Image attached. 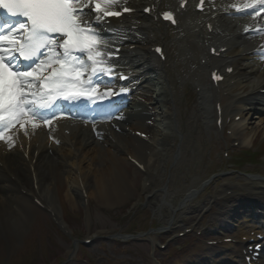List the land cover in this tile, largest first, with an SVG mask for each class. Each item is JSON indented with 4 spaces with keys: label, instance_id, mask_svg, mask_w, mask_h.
<instances>
[{
    "label": "bare ground",
    "instance_id": "obj_1",
    "mask_svg": "<svg viewBox=\"0 0 264 264\" xmlns=\"http://www.w3.org/2000/svg\"><path fill=\"white\" fill-rule=\"evenodd\" d=\"M147 1H155L157 8L163 5H174L175 3L177 5L178 3V0H133V5L139 8ZM221 1L227 7L209 11L207 15L191 12L188 8L185 11H179V18L184 24L176 29V34H181L182 36L184 32L190 34L187 43L189 50L186 49L185 54L189 53L193 56L204 54V50L209 43L217 42L228 45L230 48L229 61L235 67L239 86L248 84V92H252L263 84L264 59L260 61L251 60L255 54L249 53V50L258 46L259 41H262L264 36L260 32L246 36L245 33L241 34L239 30L249 28L254 23L264 20V14H261L256 20H253L250 10L247 14L241 13L227 16L225 11L232 12L228 4L236 3L237 0H217L218 3ZM212 16L211 22L216 24L220 34L213 41H209L206 22ZM133 19L139 20V30L136 32L127 29L121 30L119 37H117L118 34L110 36L111 41L118 38L128 46L132 42H127V39H131L133 43L137 44L138 51L121 59L122 64H128L130 68L135 70L138 74L137 79H141L142 85L146 86V88L153 82L159 84L163 89L161 90L163 91L162 94H157L158 98L155 102L158 108L156 113L157 124L151 137L155 140L170 138V132L172 131L170 124L174 122L172 119L177 118L174 106V101L177 100L173 93L175 88L174 81L171 74L164 67L165 65L160 64L150 51V47L154 45V42L163 40L167 28L164 25L163 27H160V25L156 27L152 21L144 17L141 18L138 12L133 15ZM187 21H190L191 26L186 27ZM225 61L228 60L220 59L214 63ZM210 65L209 62L200 70L204 72ZM190 74L197 75L192 72ZM197 76L203 79L202 76ZM234 87H236L235 84ZM204 89H208L206 85H204ZM203 91L207 97L204 100L206 106L204 113L208 117L211 113V109L207 105L209 102L208 92H213V89ZM235 95L241 100L253 97L251 96L252 94L249 95L250 97L243 96V93H236ZM138 97L139 95L136 96V98ZM134 105L135 109L129 110L127 108L121 116L125 123L118 124L119 126L115 125V128H123L125 132L124 134L114 133V138L119 141L120 146L122 145L120 149L116 148L109 139L105 138L101 143L94 140L89 144H83L76 130L84 127L79 121L67 119L63 114L57 115L50 127L42 125L34 132L29 130L28 136H24L23 132H20L19 138L11 149L6 143L0 141V226H8V230L13 231V226L22 217V213L27 212V206L31 205L30 202L33 201V198L39 199L50 211L54 210V201L52 202V199L48 200L47 195H49L50 186H55L56 181L60 180L67 184L65 196L70 205L74 203L82 204L83 193H87L88 200L92 195L97 194L109 203L119 202L124 196L129 194V185L132 183L130 172L128 173L125 168L126 164L132 171L138 173L131 168L132 165L128 163L127 156L122 154L123 149L140 158L144 164V169L149 172L146 177V181H149L150 173L157 172L158 164L167 150L162 147L154 149L151 145L139 141L126 133L133 130V132L140 131V134L147 135L150 129L144 121L146 117L144 109L141 108L140 104H136L135 101ZM246 109V107L243 110L238 109L240 111L239 114ZM106 115L104 113L102 117H99L102 123L92 120L95 128L106 127L103 124V120L107 118ZM247 122V120H244L236 123L235 131L240 130L237 133L243 135L244 141L250 142L252 140L251 135L256 134L262 127L264 129V116L261 121L259 119V126L249 130L246 125ZM236 126L240 128H236ZM63 144L66 145L64 148ZM57 147L60 148L59 152L62 157H55L54 154H50V149H57ZM147 186L144 184L143 189H147ZM89 189H92V191ZM29 197L32 200H29ZM155 205L162 209H164V205L167 207L166 202L163 205L160 199L156 200ZM82 206H84V203ZM221 226L220 223H216L213 228L219 229ZM242 227L246 226H239V230L242 231Z\"/></svg>",
    "mask_w": 264,
    "mask_h": 264
},
{
    "label": "snow or ice",
    "instance_id": "obj_2",
    "mask_svg": "<svg viewBox=\"0 0 264 264\" xmlns=\"http://www.w3.org/2000/svg\"><path fill=\"white\" fill-rule=\"evenodd\" d=\"M119 5L120 0H0V141L11 149L20 132L28 136L29 130L50 127L62 102L95 103L117 95L110 88L100 91L98 76L115 71L100 26L132 11L116 10ZM231 7L250 10L253 20L264 14V0H237ZM163 18L176 23L171 12Z\"/></svg>",
    "mask_w": 264,
    "mask_h": 264
},
{
    "label": "rangeland",
    "instance_id": "obj_3",
    "mask_svg": "<svg viewBox=\"0 0 264 264\" xmlns=\"http://www.w3.org/2000/svg\"><path fill=\"white\" fill-rule=\"evenodd\" d=\"M176 45L170 46V55L175 56V54L179 53L177 51ZM185 65L189 68H194L195 63L193 60H187L185 56ZM182 58V57H181ZM180 63V56L177 58ZM176 61V60H175ZM180 65H182L180 63ZM185 71V69H184ZM187 72V71H186ZM247 86V85H246ZM245 85L242 86L244 88ZM177 96H181V92H176ZM151 97L149 101L151 102L150 106H144V112L146 117L144 119L146 125L150 128L149 134L153 133L154 127L156 126V113H157V105L155 103V93L150 94ZM197 100L195 97H191V104L188 108L185 104H182L176 101L179 105H177V109L180 112V118L183 122V138L179 142L174 144L173 141H168L165 144V147L172 146L169 148V155L167 158L162 159L158 164L157 172H153L152 179L157 183L158 187L143 189L145 180L144 176L140 175L132 171L128 165L126 164V169L128 173L130 172L131 176V184L129 185L130 192L126 199L120 200L118 203H109L104 199L100 198L99 195H92L90 197L88 214L86 215V222L82 221L84 216H82V210L80 208L79 203H74L70 205L69 201L66 198V190L67 184L63 182V180L56 181L55 186H50L49 196L50 198L58 205L59 199H61L62 203L64 202V209L67 210L68 213L75 217V219H69L70 225L73 230L77 233L78 229H82V232H86L83 229H88L90 227L91 232H95L96 229H108L112 232H117L121 234H130L132 237L126 238H117V236H106V237H98L95 242H93L89 248L90 253H94L96 256L101 258V260L109 262L112 260L110 264L118 263L119 259L124 260L126 264H153L150 259V253L153 252L152 241L149 239V235L151 234L152 238L162 240L166 234L158 235L156 234V230L154 225L151 223L152 218L155 216L156 205L155 202H152L150 198L161 199L164 197L165 199H170L171 197H178L187 191L189 187L196 184L200 179H205L208 177V173L213 170V167L210 166L208 154L210 150H214V145L212 138L210 136V129L206 131L207 134H204L205 137H208V142L205 143V147H202L204 150L200 152L198 150L197 143L199 148H201L199 140L195 139V131L194 124L195 117L198 109ZM182 104V105H180ZM250 106H254L251 104ZM257 121L258 119H253ZM119 121V120H118ZM121 121V120H120ZM180 121V119H179ZM125 122L121 123L124 124ZM258 124L250 125L252 128L257 127ZM186 126V127H185ZM263 128H260L259 131L254 134L253 143L260 144V141L264 139V135L262 134ZM130 133H135L133 130L129 131ZM128 134V135H129ZM134 135V134H133ZM252 136V135H251ZM165 141V140H164ZM163 141L159 140L157 147L161 146ZM165 142H163L164 144ZM252 143V144H253ZM232 142H229L231 145ZM217 147V146H216ZM220 151V148H217ZM195 162H202L200 167L201 175L197 178L196 175H192L189 180H186L184 175H189L191 171V164ZM264 162V161H263ZM218 171L224 170V166H220L218 162ZM86 165V164H85ZM125 166V165H124ZM125 169V170H126ZM133 169V168H132ZM211 170V171H210ZM245 172H254L250 170H244ZM256 174L262 175L259 171H256ZM243 173V172H242ZM228 177H231L232 186L236 187L235 182L237 181V177H240L239 174H230ZM196 179V180H195ZM195 180V182H193ZM226 178H222L219 180L216 188L219 186L221 190H225L229 188L230 185L227 184ZM159 188V190H158ZM237 188V187H236ZM92 191V189H89ZM153 195V196H152ZM142 197V202H145V207L142 210V221L138 227L137 231L144 233L146 231L149 232L148 235H136L129 231L130 226L128 223L121 221V216L124 213H128L132 211L129 207L130 203L134 201V199H140ZM107 205H111L108 206ZM154 207V208H153ZM137 209V208H136ZM22 217L16 222L13 226V231L8 230V226H0V258H3L5 263H8L9 259L14 257H20L21 255L27 260H30L32 264H57L56 259L61 258L65 261L63 264H84L85 261L81 259V256L84 255V250H81L75 256L76 250H73L71 246V241L66 240L61 237L57 231L54 229L52 223L50 222L48 216L36 209L32 204L27 206V212L22 213ZM79 217V219H78ZM152 224V225H151ZM208 224V216H204L200 222L199 226H207ZM11 226V225H9ZM182 228V227H181ZM134 234V235H133ZM213 232H209L208 236H213ZM122 242H120V241ZM181 243V242H180ZM174 246V243L171 244L170 247ZM196 245L190 244V246L185 249L183 252L175 253L168 260H165L166 264L181 263L183 255L186 254L189 250L192 252V249H195ZM205 252V253H204ZM155 253L158 257L162 258V256L167 257L168 253L166 251H160L155 249ZM212 253H218L220 256H223V252L221 250L218 251L217 248L210 247L206 251H199L198 254L194 255L191 260H196L199 258L202 260L200 264H208L207 263V255L209 256ZM206 254V255H205ZM179 255H182L179 257ZM199 256V257H197ZM117 259V262H116ZM47 260V263L45 262ZM29 264V263H26Z\"/></svg>",
    "mask_w": 264,
    "mask_h": 264
}]
</instances>
